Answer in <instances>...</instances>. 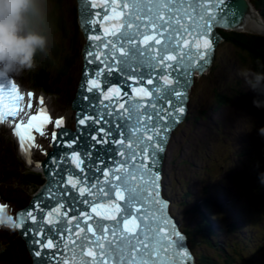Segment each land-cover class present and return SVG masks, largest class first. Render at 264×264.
Segmentation results:
<instances>
[{
  "label": "snow or ice",
  "instance_id": "6c2138e0",
  "mask_svg": "<svg viewBox=\"0 0 264 264\" xmlns=\"http://www.w3.org/2000/svg\"><path fill=\"white\" fill-rule=\"evenodd\" d=\"M224 4V0H215L213 7H215L221 15L217 17L216 15L207 14V9L199 10L200 0H192V3L189 4L188 0H148V3H133L132 4V13L129 14V22L125 28L124 24L118 26H113L111 35H116L117 27L125 28L124 33H122L118 40L121 42L119 51L118 60H114L112 64L108 65L109 71L113 67L121 74H124L128 77L140 76L142 79L147 78V83L152 84L153 81L150 78L152 72H139L133 73L131 71L132 64L129 61L138 60L142 52H146L147 49H142L135 44L136 37L132 34H129L128 29H132L134 26L136 31L140 33L142 37V42L147 45L149 41H155V44L161 45L159 49V59L156 64L164 65L165 68L172 69L171 74H165L164 69H161L160 75L163 76V79L166 84H172L173 80L169 79V75H174L175 87L170 89L169 95L174 99H169L168 101V115L163 117L159 113L149 114V119L154 115L156 119L161 121L159 124H152L150 127L151 134L147 135L146 139L148 143H145L143 146L139 147V152L141 153L139 159L140 168L139 171L143 172V175L140 176L142 183L140 188L136 189L135 187L128 189V203L125 205V208H128V211L125 212L123 216H120L119 220L117 219V214L122 212L120 204L116 203V199L125 200L124 189L128 188L126 183V177L121 175L124 170V165L127 163V160L122 162L119 168L116 171H113L111 175L116 181H119V184L111 183L109 184L108 192L104 195H114V199L108 205L99 204L98 206H93L91 211L97 213L98 215H103L104 219L115 221L117 226L123 225V228L119 234L116 236L115 229L113 231V239L107 242V248H105L103 240V233L108 232V227L101 225L100 232L101 236L97 237L93 243H95L99 250L100 254L103 257H107L109 260H112L114 257L115 264H162V261L165 260L169 255V249L175 246L179 249L177 245V240L182 239V236L178 232H170L167 235L161 233L159 224H156L153 227L155 221L149 216V212H144L143 216L134 215L131 210V203L139 201L141 204L144 203L143 197H147L148 200L152 202V205H159L156 209L157 211L163 213V206L158 200L157 194V180L158 177L154 173L155 165L157 162V156L164 151V146L166 144L167 133L171 129V124L178 122L180 116L185 112L184 104V95L186 93V86L189 82L190 69L192 68V55L190 45H193L194 48L198 51V57L200 60L199 70H203L207 57L210 50L213 47L214 36L212 33V27L215 23H219L222 20L228 18V14L224 13L223 8L220 5ZM90 7H96L95 0H91L89 5ZM124 7H128L127 4ZM190 9H196L195 14H193ZM95 16H99V13H94ZM124 13H115V16L118 18L123 16ZM105 20L109 19V16H104ZM145 19L147 23H145ZM146 29H154L156 34H149L148 32H140L141 27ZM107 32L108 29L106 28ZM195 33V34H194ZM160 37H163V42ZM91 40H99L100 37L96 35L90 36ZM125 45L128 47L126 48ZM109 45H105L108 47ZM184 49H189L185 52ZM172 53H179V56ZM86 56H92V60H89V63H92L96 56L93 52H87ZM148 63L145 65L141 62L138 66H146L155 70L156 64L151 63L152 60H155V56L146 57ZM166 61H171L174 63H167ZM3 75H0L2 77ZM92 76H98V70H93ZM107 80V77H105ZM101 85L98 83L96 78H91L88 75V70H85V82L82 85V88L85 93H92L91 99L98 102V94L94 92V89H100ZM109 92H119V88H108ZM138 92H142L144 95L151 96L147 88L136 89ZM29 97H32L34 94L29 92ZM84 99H89L85 96ZM107 99V96H105ZM23 100V96L19 94V89L17 86L12 83L11 91H5V89L0 86V121H5L9 116L17 115V108L19 102ZM39 104L42 106L44 104V98H39ZM28 107L31 109L32 105L29 104ZM87 107H92L89 104ZM121 108L124 106L121 104ZM155 107V105H153ZM164 111V109H161ZM38 115H33L25 123L23 120L16 125L14 131L15 134L20 139V144L22 150L26 148L35 147V137L32 135V130L38 131L40 135H45L44 125L51 122V117L47 114L45 108L40 107L37 109ZM93 114L97 116V119L100 117V113L96 112L93 109ZM119 115V114H117ZM171 120V123L167 121ZM78 123L84 125L86 120L82 117L79 119ZM63 124L62 119H57L55 121V126L60 128ZM94 127V123L89 125V128ZM149 128H146L148 131ZM83 131H87L84 129ZM97 132L100 130L97 129ZM119 131V129H118ZM67 134L66 131H61L59 133L60 137H64ZM57 134L52 133V140L56 141ZM89 141L95 140V143L105 142V138L101 137L99 140H96L95 137H87ZM71 140L73 142H78L76 136H72ZM28 142L26 145L25 142ZM108 143H114V141H107ZM123 139L120 140V143H123ZM139 144V141H138ZM94 146L90 144V147ZM68 147H71V143L68 144ZM149 149L151 151H149ZM128 150L132 152V155L129 159L135 160L136 152L132 151L131 143L128 145ZM75 151V150H74ZM120 156H124L123 152H119ZM85 159L90 157V153H84ZM79 160V157H74ZM98 161L102 160L103 157L98 156L96 158ZM115 163V161H113ZM105 167H108L105 165ZM133 168H136V163L132 164ZM102 175H108L107 172H104L100 169ZM128 176H132V173L129 172ZM123 185V188L121 187ZM47 191V190H46ZM81 189V193H83ZM46 206V205H45ZM63 207V204H61ZM7 205L0 204V222H3L4 214L6 212ZM99 209H103V212H100ZM58 212L59 209H56ZM151 211V209L149 210ZM139 209H137V213ZM41 222L44 221V213H39ZM84 215L87 217V211H84ZM48 217L52 216V212L47 213ZM29 217L32 221L36 220V216L32 214L31 210L20 211L16 213V218L12 216L8 217L9 222L12 223L15 229L21 228L25 225V218ZM130 217V219H129ZM148 217V219H145ZM139 219V223H138ZM166 222V218H164ZM49 223L51 221L49 220ZM88 232H91L94 236L97 229L93 228L91 225H87ZM63 231L61 228L58 231L53 232L52 229H48V232L45 233L42 230H36L34 235H30V240L34 247V255L37 257L49 256V253H41V248H53V238L54 236H59L60 232ZM83 231V229H81ZM33 233L32 225H28L25 228V234ZM43 236L44 239L41 240L40 237ZM85 239H87L85 237ZM85 240H81V245L83 246ZM91 254V253H89ZM186 255V253L184 254ZM42 264H48L47 261H43ZM100 264H104V261L101 260Z\"/></svg>",
  "mask_w": 264,
  "mask_h": 264
},
{
  "label": "rangeland",
  "instance_id": "374dc122",
  "mask_svg": "<svg viewBox=\"0 0 264 264\" xmlns=\"http://www.w3.org/2000/svg\"><path fill=\"white\" fill-rule=\"evenodd\" d=\"M45 3L47 8L51 7L49 0H45ZM69 11H73V8ZM240 31L260 35L247 30ZM240 56L236 47L224 41L217 50L214 63L215 83L208 84L211 69L197 80L191 94L189 115L194 119L197 112L203 110L205 114L198 123L180 126L175 132L167 151L166 183L169 184L167 189L183 194L189 190L188 193L196 198L205 186L203 175L208 169L213 180V193H221L220 190L215 191L218 183L221 184L220 187L225 189L231 202L256 223L254 232L260 234L263 239L261 244H264V205L260 198V195H264V188L261 189L264 187V179L262 173L257 174L264 165V135L260 132L264 128V108L253 105V100L260 99L261 96L251 90L238 75L240 69L261 72L262 68L255 64L250 66V58H247L248 64H244ZM258 62L261 63L259 60ZM79 69L80 63L77 64L74 75L69 78V93L59 99L45 97L50 101L49 105L55 114H69V103L79 77ZM24 84L29 88L27 83ZM213 89L226 96V106L218 107L214 101L218 98L212 92ZM5 140L8 141L6 136ZM23 189L19 193L21 199L17 200L22 204L33 191V188ZM224 201L228 203L226 199ZM226 240L229 242L227 238ZM259 242L257 238L254 244ZM252 247L250 250L254 251L255 245ZM257 256V260L264 263V250ZM241 264H248V261L241 259Z\"/></svg>",
  "mask_w": 264,
  "mask_h": 264
},
{
  "label": "trees",
  "instance_id": "16d2710c",
  "mask_svg": "<svg viewBox=\"0 0 264 264\" xmlns=\"http://www.w3.org/2000/svg\"><path fill=\"white\" fill-rule=\"evenodd\" d=\"M49 2L51 7L47 8L46 24L50 28L49 54L38 55V67L34 71L27 72V83L30 87L59 99L69 93L67 89L70 86L68 83L69 78L74 75L77 64L81 62L80 46L83 36L78 26L75 0H49ZM252 4L258 12L262 11L264 14V0H252ZM70 8H73V11H69ZM224 37L226 44L237 48L244 64L247 65V58H250L249 65L253 66L255 64V66L262 68L261 72H264V37L237 31L224 33ZM213 69L208 74L211 77L208 84L211 85L216 80ZM212 92L218 98L214 101L219 108L227 105L228 102L224 94H220L216 89H213ZM260 99L264 100V96H261ZM204 114L205 112L202 110V112L196 113L194 119L189 116L182 127L187 126L188 123L189 126L192 123H198ZM14 150L13 143L7 144V142H4L0 146V190H3V193L0 194L13 203L21 197L19 193L23 192V188H35L43 181L42 175L30 170L18 158ZM185 197L188 196L185 195ZM187 201L190 205L186 204L193 211V218H196L199 224L195 229H192L191 226H185L193 245L191 246L194 247L196 252L197 263L239 264V257L236 250H233V246L227 243L223 244L211 234L212 231L204 214V209L212 211L214 216L217 217L214 210H212V206L210 209V204L205 199L202 200L203 202L193 199ZM217 218L223 228L222 233L230 230L223 226V221L219 217ZM232 225L231 228H234L235 225ZM198 239H204L209 246L199 244ZM212 243H215V245ZM219 249L223 253H220ZM250 259L252 264H259L254 255H251ZM0 262L3 264H30V257L24 242L15 233L6 229L0 230Z\"/></svg>",
  "mask_w": 264,
  "mask_h": 264
},
{
  "label": "clouds",
  "instance_id": "9594fccd",
  "mask_svg": "<svg viewBox=\"0 0 264 264\" xmlns=\"http://www.w3.org/2000/svg\"><path fill=\"white\" fill-rule=\"evenodd\" d=\"M47 24L45 0H0V75L15 71L23 73L34 71L38 55H48L50 47V28ZM247 86L264 96V72L240 69L238 72ZM256 108H264V100L255 99ZM264 135V128L260 129ZM5 212L0 229L15 231Z\"/></svg>",
  "mask_w": 264,
  "mask_h": 264
},
{
  "label": "water",
  "instance_id": "95a60500",
  "mask_svg": "<svg viewBox=\"0 0 264 264\" xmlns=\"http://www.w3.org/2000/svg\"><path fill=\"white\" fill-rule=\"evenodd\" d=\"M232 1H233V5H235L232 8V14L234 16L231 17V19L233 18L235 22L234 27L235 28L241 27L242 24H245L248 27H252L253 25H255V21L252 18L251 10L248 2L246 0H232ZM50 206L52 205L50 204ZM63 213H67V212H63Z\"/></svg>",
  "mask_w": 264,
  "mask_h": 264
},
{
  "label": "bare ground",
  "instance_id": "6f19581e",
  "mask_svg": "<svg viewBox=\"0 0 264 264\" xmlns=\"http://www.w3.org/2000/svg\"><path fill=\"white\" fill-rule=\"evenodd\" d=\"M250 10H251V15H252V18H253V20L255 21V25H253L252 27H248L247 25H245V24H242V26H241V29H243V30H247L248 32H253V33H257V34H262V35H264V29L262 28V23H261V21H260V19H259V17H258V14L257 13H255V11L253 10V8H250ZM262 12V11H261ZM259 14H260V16L262 17V22H264V14H263V12H262V15H261V13L259 12ZM260 17V18H261ZM264 26V25H263ZM240 29V30H241ZM81 56V55H80ZM214 68V67H213ZM196 83V82H195ZM194 86H195V84H194ZM194 86L192 87V89L190 90V97H191V94H192V91H193V88H194ZM44 102H46V104H50V101L47 99V98H44ZM66 115H68V118L69 117H71V115H69V114H66ZM72 117H73V115H72ZM71 117V118H72ZM177 130V129H176ZM176 130H175V132H176ZM18 139V142L20 143V139H19V137L17 138ZM262 176H264V175H262ZM167 185H169V184H167ZM167 185H164V187L167 189ZM188 193V192H187ZM33 196V195H32ZM189 204V203H188ZM190 205V204H189ZM186 206V205H185ZM211 215V214H210ZM212 215L214 216V214L212 213ZM211 215V216H212ZM215 217V216H214ZM216 218V217H215ZM214 220H216V219H214ZM233 220H235V222H232ZM237 222H239V220H237L236 219V217H232V220L230 221V226H232L233 227V225L232 224H234V225H236V224H238ZM211 224V223H210ZM213 225V224H212ZM210 227H211V225H210ZM233 231H235V230H232V232ZM246 234H247V232H245ZM240 234H243L241 231H240ZM208 237V236H207ZM208 239V238H207ZM210 239V238H209ZM234 239V238H233ZM250 242V241H249ZM190 248H191V251L193 252V248H192V246L190 245ZM220 250V249H219ZM220 253H223V252H221V250L219 251ZM198 261V260H197Z\"/></svg>",
  "mask_w": 264,
  "mask_h": 264
}]
</instances>
